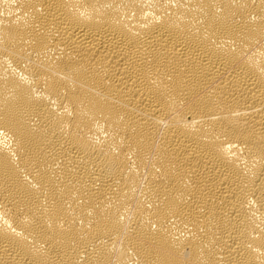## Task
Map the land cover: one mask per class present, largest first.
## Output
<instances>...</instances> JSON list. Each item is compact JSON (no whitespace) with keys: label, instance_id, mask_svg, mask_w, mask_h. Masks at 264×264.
<instances>
[{"label":"bare ground","instance_id":"bare-ground-1","mask_svg":"<svg viewBox=\"0 0 264 264\" xmlns=\"http://www.w3.org/2000/svg\"><path fill=\"white\" fill-rule=\"evenodd\" d=\"M0 264H264V0H0Z\"/></svg>","mask_w":264,"mask_h":264}]
</instances>
